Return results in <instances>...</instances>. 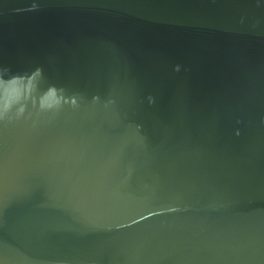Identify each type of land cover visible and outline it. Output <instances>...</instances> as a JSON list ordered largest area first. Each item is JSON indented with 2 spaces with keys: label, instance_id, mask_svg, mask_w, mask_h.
Instances as JSON below:
<instances>
[{
  "label": "water",
  "instance_id": "obj_1",
  "mask_svg": "<svg viewBox=\"0 0 264 264\" xmlns=\"http://www.w3.org/2000/svg\"><path fill=\"white\" fill-rule=\"evenodd\" d=\"M0 264H264V0H0Z\"/></svg>",
  "mask_w": 264,
  "mask_h": 264
}]
</instances>
